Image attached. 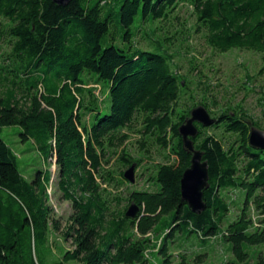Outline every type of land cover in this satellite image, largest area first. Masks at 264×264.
Masks as SVG:
<instances>
[{"label":"trees","instance_id":"trees-1","mask_svg":"<svg viewBox=\"0 0 264 264\" xmlns=\"http://www.w3.org/2000/svg\"><path fill=\"white\" fill-rule=\"evenodd\" d=\"M180 4L211 50L254 52L264 67V0H71L64 7L0 0V134L18 127L43 162L27 180L0 137V264H204L215 241L232 257L222 264H264V150L248 143L251 127L263 130L260 122L241 106L218 115L207 100L182 106L186 80L173 56L129 44L138 13V24L168 22ZM111 23L128 45L108 38ZM199 105L216 122L196 125L193 145L207 162L208 188L205 209L194 214L180 196L190 156L178 128ZM132 132L139 153L150 142L163 162L153 165L150 189L120 193L131 186L122 169L143 163L124 146ZM52 184L72 208L63 228L52 218ZM131 203L139 207L135 219L125 217ZM58 233L74 249L60 246Z\"/></svg>","mask_w":264,"mask_h":264},{"label":"rangeland","instance_id":"rangeland-1","mask_svg":"<svg viewBox=\"0 0 264 264\" xmlns=\"http://www.w3.org/2000/svg\"><path fill=\"white\" fill-rule=\"evenodd\" d=\"M105 1L109 2L110 0ZM112 2L114 3V1ZM107 6L109 7V4ZM139 18L140 13L135 17L134 23L130 27L132 36L129 44L144 51L161 55L167 53L173 56L175 71L186 80V89L181 93L182 106L198 105L200 101L207 100L212 103L210 111L214 115H218L226 108L241 106L253 121L260 122L264 130V118L261 112V103L264 101V96L261 94V92L264 93V67L257 53L233 49L221 54L211 50L206 45L202 34L193 32L195 18L191 9L184 4H180L175 9L168 22L147 20L145 23L138 24ZM136 28H139L138 32H135ZM109 32L108 38L112 40L114 45L119 46L124 43L122 39L123 29L114 28L111 23ZM166 38H170L167 43L164 41ZM124 44L128 45L127 42ZM247 75L252 78L251 83L246 80ZM96 95L99 100H102V106H108V98L105 99L104 94L97 92ZM210 116L213 117L211 114ZM136 128L139 129V126L137 125ZM19 133L18 127H5L2 129L0 137L13 150L20 171L27 180H30L37 170L42 169L43 162L32 141L22 142ZM208 133L218 134L213 130ZM129 135L130 140L124 146L131 151L134 157L142 158L143 163L139 168L135 167V183L130 187L123 185L119 189L120 193H127L129 190L150 189L147 179L153 176V165L163 162L162 151L158 146L149 142L146 147L147 154L142 155L137 149L135 133L132 132ZM110 167L116 169L118 167L116 161L112 160ZM126 170L127 168L122 169L123 172ZM50 172L52 181H56V168L52 166ZM48 192L50 193L49 205L52 208V218L60 221L61 228H63L72 214L71 205L69 202L60 199V194L56 192L53 184ZM230 196L236 197V200L239 199L238 192L230 193ZM235 213L236 208L233 207L229 217ZM59 235L58 233L56 237L59 239L57 241L60 246L67 250L74 249L69 240L63 242ZM188 239L195 242L197 237L190 235ZM259 247L263 248L264 245ZM225 248V244L215 241L214 250L207 251L204 264H222L228 258L232 259L230 254L224 252ZM171 251L174 256L179 252L173 248ZM203 253V251L198 252V254ZM157 259L151 260V264L159 262Z\"/></svg>","mask_w":264,"mask_h":264},{"label":"water","instance_id":"water-1","mask_svg":"<svg viewBox=\"0 0 264 264\" xmlns=\"http://www.w3.org/2000/svg\"><path fill=\"white\" fill-rule=\"evenodd\" d=\"M71 0H52L58 6L64 7ZM264 118V112H263ZM216 120L210 116L208 111L201 105L193 107L189 117L179 126L178 135L181 139L185 152L190 156V165L183 172L180 179L181 200L194 214H200L205 209L202 192L208 188V165L203 161L202 154L194 148L193 139L196 138L198 130L196 125L202 128L212 126ZM249 146L255 150H264V130L251 127L248 138ZM135 167L131 165L124 173L123 179L133 185L135 183ZM139 207L131 203L126 210L125 217L135 219Z\"/></svg>","mask_w":264,"mask_h":264}]
</instances>
